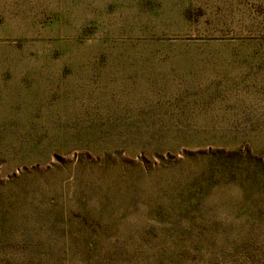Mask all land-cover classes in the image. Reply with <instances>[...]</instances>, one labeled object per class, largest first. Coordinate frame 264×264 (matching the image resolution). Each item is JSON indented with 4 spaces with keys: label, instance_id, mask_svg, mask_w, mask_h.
<instances>
[{
    "label": "rangeland",
    "instance_id": "obj_1",
    "mask_svg": "<svg viewBox=\"0 0 264 264\" xmlns=\"http://www.w3.org/2000/svg\"><path fill=\"white\" fill-rule=\"evenodd\" d=\"M258 164L264 0H0V264H264Z\"/></svg>",
    "mask_w": 264,
    "mask_h": 264
},
{
    "label": "trees",
    "instance_id": "obj_2",
    "mask_svg": "<svg viewBox=\"0 0 264 264\" xmlns=\"http://www.w3.org/2000/svg\"><path fill=\"white\" fill-rule=\"evenodd\" d=\"M228 133L230 134H225L222 138V140H224L223 142L225 143H232V142H245L249 143L248 145H251L252 142V136L250 135V133H232V131H228ZM183 137L186 138L188 137V133H182ZM212 137H217V136H212ZM221 137V136H220ZM245 140V141H244ZM189 145H186L184 147H188ZM224 150H228V154L233 156V155H240L243 156L242 154H240V149L237 147H223L222 151ZM220 153H224V152H220ZM260 167V168H259ZM260 169L261 172H264V164H258L257 170ZM198 193V192H196ZM188 206V207H187ZM178 213H179V217L178 219H176L173 223V228L172 231L170 233V229H164L163 227H161L162 231L165 234H169L172 237V241H171V245L173 247V249L171 248V251L173 253V256L175 257H179V254H183L188 247V243L187 241L190 239L191 234L194 233V236L201 234L202 235V230L199 228V225L194 226L193 225V221H196L197 218L200 217V215L198 214L199 209L197 207V205H186L182 208L178 209ZM160 213H162L160 211ZM260 214L262 216H264V210H261ZM184 221V222H183ZM196 224V223H195ZM199 226V227H198ZM244 238V236H243ZM250 240H248L247 238L244 239V243H246V245L250 244ZM197 246L195 247L196 250L197 249H202L204 246L203 243H201L200 239H198L196 242ZM6 245V243H0V249L4 248ZM90 246H92V243H90ZM253 247L250 253L253 252ZM249 253V254H250ZM264 255V252H263ZM89 264H93L92 259L90 261H88Z\"/></svg>",
    "mask_w": 264,
    "mask_h": 264
}]
</instances>
